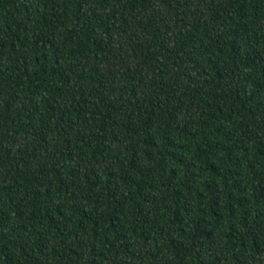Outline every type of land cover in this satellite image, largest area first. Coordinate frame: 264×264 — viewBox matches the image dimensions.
Instances as JSON below:
<instances>
[{"label":"trees","instance_id":"trees-1","mask_svg":"<svg viewBox=\"0 0 264 264\" xmlns=\"http://www.w3.org/2000/svg\"><path fill=\"white\" fill-rule=\"evenodd\" d=\"M0 264H264V0H0Z\"/></svg>","mask_w":264,"mask_h":264}]
</instances>
